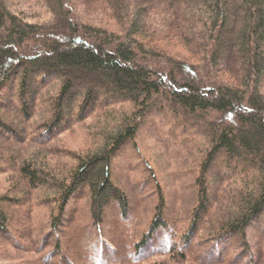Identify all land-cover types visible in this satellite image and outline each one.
I'll use <instances>...</instances> for the list:
<instances>
[{
	"label": "trees",
	"instance_id": "1",
	"mask_svg": "<svg viewBox=\"0 0 264 264\" xmlns=\"http://www.w3.org/2000/svg\"><path fill=\"white\" fill-rule=\"evenodd\" d=\"M97 12L108 13L118 29L94 25L90 18ZM169 39L196 62L180 60L170 52L173 47H162ZM222 54L226 57L219 63ZM6 92L0 110L11 116L0 115V139L8 134L16 143L37 148L17 168L14 192L22 185L30 195L40 191L49 196L37 195L36 206L51 207L52 235L65 221L74 224L71 215L63 216L80 189L87 198V225L78 227L68 243L58 236L50 247L51 235L46 236L33 253L40 256L37 264H104L102 256L87 253L97 248L110 255L131 251L115 264L161 257L194 264H261L245 239L264 215V0H33L27 7L0 0V99ZM126 104L128 111L116 117L113 108ZM156 108L206 136L210 150L202 177L222 153L240 169L239 178L230 176L239 185L214 200L213 212L202 179L199 207L178 243L164 222L165 202L159 198L156 219L119 249L100 227L111 202L123 210L126 204L109 169L122 147L135 140L147 112ZM38 109L51 121L31 138L32 130L16 135L21 126L29 128L25 123ZM95 114L90 148L79 155L61 149L74 162L62 164L42 149ZM7 225L0 211L1 234ZM235 238L240 248L233 251L229 247ZM194 242L202 253L192 254Z\"/></svg>",
	"mask_w": 264,
	"mask_h": 264
},
{
	"label": "rangeland",
	"instance_id": "2",
	"mask_svg": "<svg viewBox=\"0 0 264 264\" xmlns=\"http://www.w3.org/2000/svg\"><path fill=\"white\" fill-rule=\"evenodd\" d=\"M17 1L25 7L33 2V0ZM88 17L89 15L86 18ZM82 19L86 20L83 16ZM90 19L94 25L108 24L112 30L118 29L108 13H93ZM161 45L162 47H173L170 52L180 60L196 62L194 58L190 57L188 51L181 46L179 47L175 39H169L167 43ZM225 57L226 54H222L219 63H222ZM6 96L7 92L0 99V104L2 103L0 108H4L3 103L7 99ZM128 109L127 104L117 106L113 108V113L116 117H120V114L126 113ZM0 115L11 116L6 110H0ZM95 116L96 114L88 118L81 126H75L71 131L56 137L53 142L45 145L42 149H49L48 152L51 153V156L62 164L64 162H74L70 157L65 156L61 149L74 155L86 152L90 148V142L94 137ZM47 117V113H41V110L38 109L36 116L25 123L30 129L21 126L16 135H19L25 129L26 133L32 130L28 135L30 138L33 137L32 133L39 131V126L51 121ZM209 121H213L211 117H207V122ZM207 122L205 121L201 125L207 126ZM188 125H185L184 120L173 113L161 112L158 108L149 110L139 126L135 140L124 145L113 158L109 169L110 179L123 193L122 196L126 203L125 210H123L117 204L111 202L103 211L101 217L100 227L105 235L109 237V241L113 246H117L119 249L123 245L127 247L132 240L137 239L145 232L150 223L156 219L159 198L165 202L164 222L168 226L171 225L176 233L173 234L174 240L178 243L183 235L188 232L194 211L199 207L201 198L199 185L202 179L206 182L209 190L208 199L211 203L214 200L216 201L219 196H221L220 198L224 197L222 192L239 185L236 183L239 181H236L237 178L235 179V177L239 178L240 169L235 168L234 165L231 166L229 164L230 159L222 153L206 170L205 176H201L200 168L205 162L206 153L210 150L209 141L201 131L194 128V125L193 127L190 124ZM226 125L225 123L223 127ZM2 135L3 137L0 139V170L2 169L0 172V211L6 213L8 225L5 234L0 233V264H37L40 256L33 253L35 249L41 246V242L44 243L43 239L46 236L51 235L47 241L48 246L51 245L50 247L53 246L52 241L58 236L62 237V241L68 243L78 227L81 228L87 225L89 221L86 208L87 198L84 197V189H80L81 191L78 192L79 198L76 197V202L74 201L68 206L66 215L63 216L71 215L74 224L72 225V220L65 221L62 227L57 230L58 234L54 233L52 235L50 230V222H52L51 207L45 205L37 208L36 206L37 195L41 194L42 199L49 196H45L40 191L32 192L34 195H30L22 185L15 192L12 188V183H15L20 177L17 168L20 167L24 159H30L31 156H34L37 148H29L22 142L16 143L17 141L8 137V134ZM25 139L27 142L29 141L28 136ZM250 170V167L244 169L247 172ZM227 171H230V173H227ZM224 173L227 174L222 177ZM90 174L88 173L87 176H90ZM230 176L235 177L230 180ZM16 200L19 203L18 205L12 203ZM215 201L214 204L212 203L210 211L214 212L217 209ZM213 220L215 221V218ZM250 229L247 230L245 240L255 248L250 247L255 259L264 264V215L254 224V230ZM86 230L85 228L83 231L84 236H87ZM121 233L124 236L127 235V238L122 239L120 237ZM199 237L201 240L205 239L203 233ZM92 238L94 242V237ZM233 240L231 242L232 246L229 248L234 251V249L240 248V244H238L239 240L237 238ZM14 242L16 243L14 244ZM196 243L194 242L192 246L193 255L203 251V248L200 250ZM16 244L25 247L24 250L21 251ZM86 245L82 244V247H86ZM112 245L108 246L113 248ZM64 249L67 252H73L70 248ZM128 252L131 251L110 255L102 251L99 252L97 248L91 253H87L94 255L96 259L102 256L104 264L109 263H106V258L111 259V264H115L117 262L116 258ZM235 255L237 256L236 253H231L229 257ZM194 263L184 262L179 258L161 257L146 261L143 264Z\"/></svg>",
	"mask_w": 264,
	"mask_h": 264
}]
</instances>
